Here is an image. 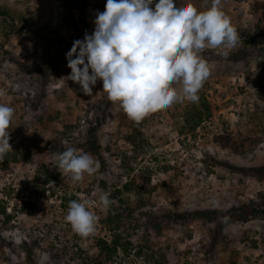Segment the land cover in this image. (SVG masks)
Listing matches in <instances>:
<instances>
[{
	"label": "rangeland",
	"instance_id": "obj_1",
	"mask_svg": "<svg viewBox=\"0 0 264 264\" xmlns=\"http://www.w3.org/2000/svg\"><path fill=\"white\" fill-rule=\"evenodd\" d=\"M105 3L0 0L7 15H23L28 22L26 29L9 37L0 30V104L14 109L9 128L12 150L7 161L0 156V202L12 214L5 224L0 213V264H24L25 245L32 248L35 260L39 249L50 254V264H80V255H91L89 240L110 239L103 221L110 206L104 209L94 194L112 193L124 183L135 184L122 194L125 206L132 209L120 231L132 242L129 256L120 254L125 263L264 264V218L219 220L241 204L264 208V0H222L239 42L227 58L219 55L220 49L201 53L211 74L197 103L207 101L210 116L194 130L186 125L180 133L182 113L190 102L151 113L141 120L140 147L124 140L131 118L108 99L102 81L88 96L66 79L71 71L66 53L73 41L91 34L96 13L104 10ZM182 3L204 11L210 0H177ZM246 34L260 41L245 46L241 39ZM51 56L62 62L44 76L41 67ZM95 116L102 120L94 149L84 140ZM227 132L256 142L246 140L242 153L229 151L214 139ZM65 142L90 154L99 164L98 171L74 183L52 160L53 154L65 150ZM15 150L19 161L14 163ZM44 155L60 174L53 195L41 194L30 182L36 162ZM72 200H89L98 217L95 231L86 237L65 220ZM110 200L117 205L116 199ZM207 210L215 215L166 220L160 226L151 218Z\"/></svg>",
	"mask_w": 264,
	"mask_h": 264
},
{
	"label": "clouds",
	"instance_id": "obj_2",
	"mask_svg": "<svg viewBox=\"0 0 264 264\" xmlns=\"http://www.w3.org/2000/svg\"><path fill=\"white\" fill-rule=\"evenodd\" d=\"M93 23L91 34L73 41L66 53L71 70L66 79L88 96L102 81L108 99L135 121L177 102L197 103L211 74L201 53L220 49L219 55L227 58L239 42L222 0H210L204 11L177 0H106ZM13 115L12 107L0 104V156L12 150ZM65 144L52 160L74 183L98 171L99 164L90 154ZM94 195L104 209L111 204L110 193L100 190ZM90 203L70 201L65 216L72 230L85 237L95 231L98 220ZM35 254L36 264H50L48 252L37 249Z\"/></svg>",
	"mask_w": 264,
	"mask_h": 264
},
{
	"label": "trees",
	"instance_id": "obj_3",
	"mask_svg": "<svg viewBox=\"0 0 264 264\" xmlns=\"http://www.w3.org/2000/svg\"><path fill=\"white\" fill-rule=\"evenodd\" d=\"M153 7V6H152ZM7 9H0V17L3 18V25L0 27L1 33L9 37L16 30L26 29L28 27V22L25 16L18 15L17 18L7 15ZM19 21H23L21 24ZM16 22V23H15ZM21 25V26H20ZM24 27V28H23ZM13 28H16L13 30ZM245 46L253 45L260 41V39L254 35L246 34L243 39ZM62 61L53 59L49 57L48 63H45L46 67H41L43 69L44 76L48 75V68H57L60 66ZM211 114L210 105L207 101L200 100V103H191L183 111V125H181L179 132H183L186 125L189 126L190 130H194L195 127L204 119L209 117ZM102 117L95 116L94 121L90 123L87 128V136L85 137L84 143L90 145L91 148H97L96 145V131L100 127ZM140 121H135L131 119L128 123L129 133L124 136V140L127 143H130L131 146L140 147L143 141V132L140 129ZM216 142L220 144L222 148H225L232 152L244 151V143L246 140H249L250 143H255L256 139L253 137H245L235 135L234 133L227 132L225 134L217 135L214 137ZM17 150L14 151L12 160L15 162L19 161ZM8 157V154H4V158ZM5 160L7 161V159ZM60 177L59 172L56 170V167L51 163L49 156H41V158L35 164V172L31 178V183L34 189H37L41 194H44L45 191H49L50 194L55 193V185L58 182ZM130 185H135L132 183H124L119 187L114 188L113 192H110L109 199H116L117 205L112 203L109 205L110 209L107 214L103 217V221L108 225L110 230V239H105L103 237H97L89 240L88 246L92 250L90 256L80 255L81 263L80 264H135L132 261L124 262L121 259L122 253L123 257L127 258L130 254L129 250L132 247V242L124 238L123 233H121L122 225L124 221L130 217L132 209L125 206V199H123L122 194L130 190ZM1 200V198H0ZM2 202V201H1ZM0 202V213L4 215L3 222L7 224L12 218L11 213L6 212V206H3ZM124 206V207H123ZM15 209V206H13ZM228 214V215H227ZM213 211H196V212H185V213H160L154 216H151L153 221L157 226H160V223L166 220H181L187 221L190 218H211L214 216ZM219 220L222 218H229L234 221L246 222L250 218L262 217L264 218V208L260 209L258 207L248 206L246 204L239 205L234 211H231L226 214H221ZM214 218V217H213ZM213 240V236H212ZM24 250V264H36V260L33 255V250L30 246L25 245ZM80 253H82L81 249ZM136 254L139 253L138 250L135 251ZM117 258V260H116ZM129 259V258H128Z\"/></svg>",
	"mask_w": 264,
	"mask_h": 264
}]
</instances>
